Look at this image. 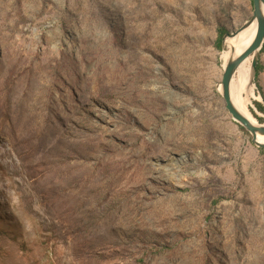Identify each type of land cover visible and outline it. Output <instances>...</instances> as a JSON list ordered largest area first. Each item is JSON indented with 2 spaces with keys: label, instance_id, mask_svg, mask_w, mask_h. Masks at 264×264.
Segmentation results:
<instances>
[{
  "label": "rangeland",
  "instance_id": "rangeland-1",
  "mask_svg": "<svg viewBox=\"0 0 264 264\" xmlns=\"http://www.w3.org/2000/svg\"><path fill=\"white\" fill-rule=\"evenodd\" d=\"M251 14L0 0V264H264V147L217 88ZM258 61L264 124V41Z\"/></svg>",
  "mask_w": 264,
  "mask_h": 264
},
{
  "label": "water",
  "instance_id": "water-1",
  "mask_svg": "<svg viewBox=\"0 0 264 264\" xmlns=\"http://www.w3.org/2000/svg\"><path fill=\"white\" fill-rule=\"evenodd\" d=\"M252 2V14L251 16L243 23V25L238 28L237 30L231 33H225L226 36H233L238 31L246 28L253 21L257 23L256 34L251 44L239 54L237 57L229 60L224 68V71L221 76V96L223 98L224 107L231 116V118L239 123L245 130L249 132L251 135V142L257 147L263 148L264 141H260L259 137L264 138V124L259 123L253 124L250 122L243 114L239 113L236 107L233 105L231 100V93H230V82L235 73L238 66L241 62L248 58L249 56L252 57L251 60V67L253 69V76L255 75L256 65L258 63V52L260 47H262L264 41V0H251ZM258 122V121H257Z\"/></svg>",
  "mask_w": 264,
  "mask_h": 264
},
{
  "label": "bare ground",
  "instance_id": "bare-ground-1",
  "mask_svg": "<svg viewBox=\"0 0 264 264\" xmlns=\"http://www.w3.org/2000/svg\"><path fill=\"white\" fill-rule=\"evenodd\" d=\"M256 29L257 23L256 21H253L252 24L242 29L241 31H238L233 36H226L225 46L223 47V71L229 60L237 57L239 54L245 51L246 48L251 44L255 37L254 34H256ZM251 60L252 57L249 56L248 58L244 59L236 69L230 82V93L233 105L236 107L239 113L243 114V116H245L253 124L259 125L257 120L250 113L249 102L245 100L243 95L245 92L249 93L252 90L250 84V81L253 77V69L250 65ZM249 74L250 77H248ZM217 88L220 92V81L217 83ZM259 140L264 141V138L259 137Z\"/></svg>",
  "mask_w": 264,
  "mask_h": 264
},
{
  "label": "trees",
  "instance_id": "trees-1",
  "mask_svg": "<svg viewBox=\"0 0 264 264\" xmlns=\"http://www.w3.org/2000/svg\"><path fill=\"white\" fill-rule=\"evenodd\" d=\"M224 33V30H221V32L218 34V38H217V41L220 43L221 42V34ZM262 68L260 62L258 61L257 65H256V69H255V78H257L259 72H260V69ZM255 106L256 108L261 111V112H264V106L260 103V102H255ZM259 120H261V118H258Z\"/></svg>",
  "mask_w": 264,
  "mask_h": 264
}]
</instances>
